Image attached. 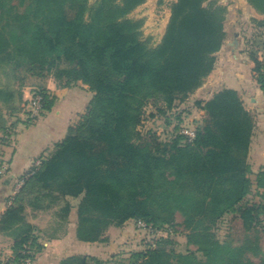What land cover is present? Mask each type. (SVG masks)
Listing matches in <instances>:
<instances>
[{"label": "trees", "instance_id": "1", "mask_svg": "<svg viewBox=\"0 0 264 264\" xmlns=\"http://www.w3.org/2000/svg\"><path fill=\"white\" fill-rule=\"evenodd\" d=\"M146 0H0V105L14 114L23 90L41 94L45 111L55 105L46 88L82 83L93 97L65 138L24 175L9 198L1 230L15 236L8 264L33 263L44 249L40 230L26 211H45L67 198L79 199L77 238L102 241L110 226L143 221L157 238L115 264H264V168L253 192L249 155L256 119L240 92L224 89L197 104L205 115L193 142L184 135L161 139L142 134L148 102L161 101L166 113L195 93L213 72L223 47L227 8L215 0H177L159 45L140 39L142 21L129 14ZM264 16V0H248ZM41 23L34 30L33 24ZM264 26V21L260 22ZM255 76L264 93V60L251 49ZM0 116V127L4 129ZM15 188V187H14ZM202 198L191 207L189 191ZM14 191V190H13ZM73 209L58 213L65 225ZM227 217L243 236L226 249L213 225ZM186 237L178 252L173 236ZM199 259V260H198ZM91 256H71L60 264H113Z\"/></svg>", "mask_w": 264, "mask_h": 264}, {"label": "crops", "instance_id": "2", "mask_svg": "<svg viewBox=\"0 0 264 264\" xmlns=\"http://www.w3.org/2000/svg\"><path fill=\"white\" fill-rule=\"evenodd\" d=\"M244 9L243 14L232 11V15L227 17V37L223 47L215 55L213 72L200 90L205 89V94L211 95L210 98L224 89H233L243 96H249L253 105L247 109L257 120L249 155H264V100L261 99L264 98V93L256 81L255 63L247 56L251 49H259L260 41L256 39L249 44V35L245 32L243 23L238 24L234 20L235 17L243 16L255 19L262 17L251 7L245 5ZM46 88L54 97L55 105L51 111H46L35 121H30L29 118L27 120L28 115L24 114L23 107V102L32 97L33 87L29 86L23 90V102L18 112L11 114L0 105V116L4 120V129L0 127V220L8 208V200L14 186L36 167L35 164L48 150L53 149L56 143L65 138L71 123L86 110L93 97L90 88L82 83L70 88H59L53 79H49ZM257 135L258 144H254ZM27 212L32 215L29 216ZM38 213L39 211L30 208L26 211V222L40 230V243L44 247L36 260L30 264H60L63 259L75 255L108 260L112 257L108 247H117V243H114L116 239L110 237V232H121L119 239L123 241L125 235L132 234L131 230L136 228L133 221L121 227L110 226L102 241L83 242L77 238V208L72 209L65 225L59 224L57 219L50 224L49 230H45L37 222ZM14 245L15 236L12 231L0 229V264H8L12 259Z\"/></svg>", "mask_w": 264, "mask_h": 264}, {"label": "rangeland", "instance_id": "3", "mask_svg": "<svg viewBox=\"0 0 264 264\" xmlns=\"http://www.w3.org/2000/svg\"><path fill=\"white\" fill-rule=\"evenodd\" d=\"M220 5L227 8V17L233 13H238L245 11V5L251 7L248 3V0H215ZM177 2V0H146L145 3L137 7L129 14V18L137 21H142V26L140 28V39L146 42L150 47H156L162 41L166 29L169 25L171 18V7ZM98 0H89V7L94 8L97 6ZM252 8V7H251ZM230 14V15H229ZM237 14V15H238ZM258 14V13H257ZM262 18H252L251 16H247L248 18L244 19L243 17L238 18L235 17L234 20L241 24L243 23V28L245 32L248 33L249 44L251 41H255L256 39L260 41L258 57L261 60H264V26L260 25V22L264 21V16L258 14ZM230 22V21H229ZM41 23L35 22L33 24V29L36 30ZM228 29V21L226 19L225 31ZM262 35V36H261ZM227 37V32H226ZM226 39V38H225ZM225 42V41H224ZM248 57L252 60L250 56V51L247 54ZM253 61V60H252ZM207 79V78H206ZM204 83H206V80ZM204 85V84H203ZM203 85L201 88H203ZM32 87V86H30ZM27 88V87H26ZM199 88L195 93L191 94L187 98L183 100H178L175 102L174 107L171 110L166 111V113H161L157 109L158 107H163V103L161 101L148 102L146 106V114L145 119L141 127H139V131L144 134L148 131H152L156 133L161 139H169L172 136L176 135H184L185 141L191 143L193 142L190 138L189 133H195L196 137V127L198 122L202 120L205 115V111L197 104L199 101L205 102L210 100L211 98L208 94H205V89L202 91ZM204 92V93H203ZM244 104L247 107H252V102L250 101L249 96H243ZM210 98V99H208ZM261 98V97H260ZM262 101L264 98H261ZM25 115L28 113L26 111L27 102H23ZM257 113V112H256ZM255 116V115H254ZM27 116V120H28ZM77 118V117H76ZM75 118V120H76ZM256 119V116H255ZM30 120V119H29ZM31 121V120H30ZM257 122V120H256ZM256 136V134H255ZM257 140H259V135H257L254 144H258ZM257 142V143H256ZM256 147V145H255ZM258 147V146H257ZM245 161L251 167L250 179L253 183V192L248 197V201L251 203H258L260 200L259 193L256 190V177L257 173L264 168V155H246ZM18 184V183H17ZM17 184L14 186L16 188ZM15 188L13 193L10 195L13 196L15 194ZM189 195L191 198V207L192 209L195 205L202 200V198L198 195L194 190L189 191ZM70 202L73 208H76L79 199L67 198V200H62L56 206L52 207L49 210L39 211L38 213V223L45 228V230H49L48 227L50 224L54 222V220L58 219V213L61 208L65 205L66 202ZM29 216L32 213L27 212ZM136 228H133L132 234H126L125 240L119 239L120 233L118 230H112L110 232V237L116 239L114 243H117V247L109 246L108 251L112 254V257L108 259L112 261L111 263H120L121 259H127L133 251L141 250L143 248H147L151 243H155L157 238L162 236H167L166 232H159L154 236H151L148 231H140L138 230L136 224ZM214 232L220 239V241L226 245V249L228 250L230 247L237 245L239 241L242 240L243 236L237 230H232L229 224L227 217H222L217 219L213 225ZM134 231V232H133ZM124 235V233H122ZM173 240L175 242L174 247L178 252H184L186 250V237L184 235H175L173 236ZM113 243V244H114ZM125 246V247H123ZM111 247V248H110ZM261 252L264 255V242H262ZM199 260V259H198ZM126 264V261L124 262Z\"/></svg>", "mask_w": 264, "mask_h": 264}, {"label": "built area", "instance_id": "4", "mask_svg": "<svg viewBox=\"0 0 264 264\" xmlns=\"http://www.w3.org/2000/svg\"><path fill=\"white\" fill-rule=\"evenodd\" d=\"M261 60V59H260ZM26 111L28 113V117L31 121H35L38 118H40L46 111L44 109V99L41 94L33 93L32 97L27 101ZM190 138L193 141L195 139V133H189ZM41 160H39L35 165H40ZM23 181L18 182L15 193L20 189L22 186ZM138 230L140 231H151V227L148 226L143 221L135 222ZM31 262L29 260H26L24 264H30Z\"/></svg>", "mask_w": 264, "mask_h": 264}]
</instances>
